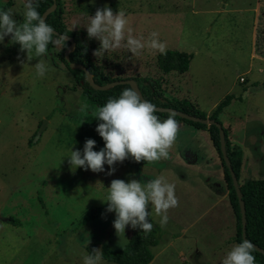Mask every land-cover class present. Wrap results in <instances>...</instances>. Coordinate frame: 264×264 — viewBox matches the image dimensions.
<instances>
[{"label": "rangeland", "instance_id": "374dc122", "mask_svg": "<svg viewBox=\"0 0 264 264\" xmlns=\"http://www.w3.org/2000/svg\"><path fill=\"white\" fill-rule=\"evenodd\" d=\"M7 2L0 0V10ZM200 4L201 0H65V22L89 46L92 60L112 77L162 78L165 97L189 99L202 112L214 110L226 95L233 94L219 120L243 150L239 182L264 178V72L258 71L260 63L255 60L253 72L242 75L244 81L236 77L251 61L250 31L243 25L239 28L243 27L242 31L235 33L231 28L206 31L209 14L199 11ZM104 6L113 13L124 12L134 37L143 41L156 32L164 52L170 49L189 53L188 71L164 73L157 65L160 52L150 48L141 49L135 56L120 48L96 58L94 50L99 41L88 38L83 26L72 29V24L85 23L88 15ZM11 9L21 12L22 0H14ZM13 18L22 22L18 13H13ZM235 36L240 38L238 43ZM8 39L5 37L0 44V264H82L90 244L101 251L104 246L124 247L130 227L116 234L112 225L115 213L106 211L107 202L98 197L103 196L112 179L143 183L159 176L161 169L174 170L178 179L185 171L190 174L184 148L190 142L200 153L198 167L209 174L211 182L198 173L201 181L198 189L191 190L188 202L193 221L197 220L183 217L189 225L186 230L163 226L156 251L172 241L175 264H219L233 246L229 244L231 237L238 244L234 240L236 219L229 199L210 208L211 186L220 165L203 137L186 132L194 126L185 124L184 131L177 129L181 142L177 149L181 151L176 156L169 154L154 162H136L129 157L115 163L111 174L107 165L101 172L80 167L70 171L67 157L60 160L70 146L82 149L86 138L95 140L94 150L103 146L95 131L98 121L93 117L98 106L75 87L72 73L58 57L59 48L48 47L47 54L40 58L48 70L37 77L31 65L36 58L27 60L18 43L9 44ZM259 47L258 42V52ZM233 84L235 88L231 89ZM193 178L189 175L187 179ZM186 204L177 201L178 209L170 210L184 215ZM100 206L103 211L89 219L88 215ZM146 210L158 217L150 206ZM198 249L201 254L194 256ZM103 264L116 263L103 259Z\"/></svg>", "mask_w": 264, "mask_h": 264}, {"label": "clouds", "instance_id": "9594fccd", "mask_svg": "<svg viewBox=\"0 0 264 264\" xmlns=\"http://www.w3.org/2000/svg\"><path fill=\"white\" fill-rule=\"evenodd\" d=\"M38 0H22V11L11 8L0 10V44L5 37L8 43H18L19 51L26 52V59L32 60L35 75L43 77L48 66L40 59L47 54L48 47L54 46L60 50L65 47L66 36L57 33L52 26L36 10ZM13 13L22 16V22L13 18ZM83 26L88 38L99 41V47L94 50L96 58H102L108 52L124 48L131 55H139L140 50L150 48L164 52V44L157 39V33L149 34V39L134 37L128 27V20L123 11L104 6L96 8L94 14L88 15L86 22H74L73 27ZM156 106L143 100L135 88L123 89L119 96L109 98L98 106L93 117L98 121L95 131L103 140V146L94 150L96 143L92 138H86L82 149H70L64 152L70 171L77 167L93 172L104 171L108 166V174L114 171L113 165L131 158L136 162H154L166 159L173 145L178 123L174 114L160 120L155 115ZM102 197L101 202H107L106 211L115 213L112 225L116 234L124 233L125 227L139 228L144 234L151 231L153 224L147 219L151 207L159 217V224L164 226L168 221V209L177 206L175 185L163 176H157L141 182L137 179H112ZM253 245L248 240H242L232 246L219 260V264H254ZM82 264H103V252L93 248L83 255Z\"/></svg>", "mask_w": 264, "mask_h": 264}, {"label": "trees", "instance_id": "16d2710c", "mask_svg": "<svg viewBox=\"0 0 264 264\" xmlns=\"http://www.w3.org/2000/svg\"><path fill=\"white\" fill-rule=\"evenodd\" d=\"M64 1L65 0H38L36 10L43 17L48 9L56 4V7L45 15V22L51 25L57 33L64 34L67 37H73L75 39L76 45L70 51L66 53L67 48L72 44V42L66 38L65 47L58 52V57L73 75L75 87L80 88L84 97L95 106H101L109 98L119 96L120 92L125 88H135L132 84L128 83L117 84L106 89L97 87L109 84L114 80L126 78L110 76L92 60L89 46L76 32L70 30L65 22ZM13 5L14 0H8L1 10L12 8ZM50 47L53 46L50 45ZM190 57L191 55L187 52L168 49L163 52V54L160 53L158 55L157 65L164 73L176 71L183 74L189 69ZM71 63H80L83 68L71 67ZM86 71L89 72L91 79H89ZM129 78L134 80L137 87L135 90L140 92L143 97L142 99L153 103L155 106L172 107L188 114L203 118L207 117V113L200 111L189 99H169L165 97L163 94L162 78H153L152 76H133ZM233 98V94L226 95L225 98L218 103L215 109L211 112L209 118L221 123L219 115L223 112L224 108L231 103ZM169 114H174V118L177 121L189 124L198 129H207L209 131L211 140L222 159L224 179L229 190L228 199L236 219V235L234 240L237 243L241 242L244 240V237L240 199L234 186L229 168L223 158L220 141V129L218 124H209L183 118L172 112H155L158 119H165ZM225 133V145L227 152L232 162L233 169L240 181L243 164V150L240 146L232 144L226 129ZM240 189L241 198L244 201L246 208V237L248 240L264 249V178L252 179L244 184H240ZM103 209L104 208L102 206L96 208L93 210L91 215H88V218H94L98 212H102ZM150 221L152 222L153 227L147 234H144L139 228L130 227L129 239L124 247L120 249H112L108 246H104L102 248L103 259L117 264L150 263L154 258L152 248L160 243L162 236L160 226L155 224L152 220ZM93 248H96V244L94 243L87 246L89 252ZM252 255L254 256V264H264V253L253 247Z\"/></svg>", "mask_w": 264, "mask_h": 264}, {"label": "crops", "instance_id": "0c3cea01", "mask_svg": "<svg viewBox=\"0 0 264 264\" xmlns=\"http://www.w3.org/2000/svg\"><path fill=\"white\" fill-rule=\"evenodd\" d=\"M213 0H201V4L199 6V11L205 14H209L208 21L206 23L205 30L208 32H213L215 29H224V28H231L235 32L242 31V28H240L241 25L246 26L250 31V44H251V61L249 62L247 68L242 71L238 76L242 75H248V73H252L255 68V60L260 63L259 72H264V0H214V3L212 4ZM214 14V16H212ZM235 42L238 43L240 41L239 36H235ZM258 42L260 44L259 52H258ZM247 80V77H246ZM240 81V80H239ZM235 85L233 84L231 89H234ZM215 106V105H214ZM213 109L211 108L206 113L207 115H210ZM163 120L162 118H160ZM177 121V120H176ZM178 129L181 131H184L186 127L185 123L178 122ZM193 130H186V132L191 133L193 136L197 137H203L204 141L206 140V145L208 146V149L210 150V154L212 157L216 158L219 162V172L218 175H216V178L213 182V185L211 186V196L212 198V204L210 208L214 205H217L220 202H223L225 199H228V193L229 190L227 188L224 189L223 187V180L224 179V169L222 164V159L216 150L211 137L210 133L207 129H198L195 127H192ZM230 141L232 144L237 145L236 141L234 140L232 135H228ZM180 139L176 135V139L173 143V145L169 149V156H176L180 153L181 150L177 149L180 147ZM184 148L187 150V155L185 157L187 170L190 174L187 175V172H183L179 174V179L176 178V174L174 173V170H160L159 176H163L166 180L173 183L175 185V196L177 198V201L184 200L188 204L189 201H191L192 198L189 199L191 190L198 189V184L201 180L197 179L198 173H203L206 175V177L209 179V182H211V177H209V174L204 172L199 166V150L195 147L193 142H190L186 145H184ZM214 155V156H213ZM216 155V156H215ZM141 166V165H140ZM243 171V168L241 172ZM189 175H193L194 178L187 179ZM158 176V174L156 175ZM207 179V180H208ZM218 179V181H217ZM199 180V181H198ZM177 183L181 184V187L177 185ZM205 183V182H204ZM206 185V183H205ZM202 199L205 195V191L202 192ZM188 200V201H187ZM180 203V202H179ZM186 204V205H187ZM172 208L168 209L167 215H168V221L165 225H172L176 227H181L180 229L186 230L189 226L187 223L183 222V217L189 221L192 220V222H195L197 219H194V215H192V209L189 207H186V211L184 215H177V212H172L170 210ZM175 211L178 209V205L173 208ZM234 215V213H233ZM90 219V218H89ZM152 220L155 224L160 226L161 230L163 229V226L159 224V218L150 216L148 218ZM191 224V223H190ZM164 225V226H165ZM167 230V231H166ZM164 231L173 233V230L166 229ZM163 232V231H162ZM229 244H232L233 246L236 244L235 242L229 240ZM232 242V243H231ZM172 241L165 244L159 251H156L157 247L160 246V243L153 247V253L154 258L152 261L148 264H175L174 260V252L170 250V244ZM197 254H201V250H196L194 256ZM193 256V257H194ZM161 257L163 259H161ZM186 259V258H185ZM114 263V262H110ZM117 264V263H116Z\"/></svg>", "mask_w": 264, "mask_h": 264}, {"label": "water", "instance_id": "95a60500", "mask_svg": "<svg viewBox=\"0 0 264 264\" xmlns=\"http://www.w3.org/2000/svg\"><path fill=\"white\" fill-rule=\"evenodd\" d=\"M55 7H56V4H54L51 8H49L48 11L44 14L43 18L45 19V15L48 12H50L51 10H53ZM54 31L57 32L56 30H54ZM66 38H68L72 42V44L67 48V51H66V53H67L68 51H70L76 45V41H75V39L73 37H67L66 36ZM71 67H81V68H83L80 63H71ZM86 72H87V75H88L89 79H91L90 75H89V72L88 71H86ZM123 83L132 84L137 89L134 80L131 79V78L114 80V81L110 82L109 84H106L104 86H97V87L106 89V88H109L111 86H114V85H117V84H123ZM138 93H139L140 97L143 98L142 95L140 94V92H138ZM156 109H157V111H161V112H172V113H175V114H177V115H179V116H181L183 118H188V119H191V120L201 121V122H205V123H209V124H212V123H217L218 124L219 129H220V141H221V150H222L223 158H224V160H225V162H226V164H227V166L229 168V171L231 173V177L233 179L234 186H235V188L237 190V193H238L239 199H240L242 225H243V237H244V240H248L247 237H246V233H245V226H246V208H245V203H244V201L241 198V189H240V182H239L238 176L236 175V172L233 169L232 162H231V160L229 158V155H228V152H227V148H226V145H225L226 133H225V129L222 126V124L219 123V122H216L212 118H209V117L203 118V117H200V116L188 114V113H185L183 111H180V110L172 108V107L156 106ZM45 123H46V121L41 126V128L39 130V135L42 132V130H43L44 126H45ZM3 219H7V218H3ZM248 241H250V240H248ZM251 243H252L254 248H256L260 252L264 253V249H262L261 247H259L256 244H254L253 242H251Z\"/></svg>", "mask_w": 264, "mask_h": 264}, {"label": "built area", "instance_id": "2783aa9c", "mask_svg": "<svg viewBox=\"0 0 264 264\" xmlns=\"http://www.w3.org/2000/svg\"><path fill=\"white\" fill-rule=\"evenodd\" d=\"M239 80H240V81H244V77H243V76H240V77H239Z\"/></svg>", "mask_w": 264, "mask_h": 264}]
</instances>
